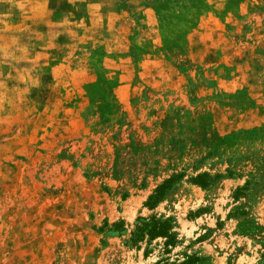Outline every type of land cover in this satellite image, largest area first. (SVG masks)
Listing matches in <instances>:
<instances>
[{"label":"rangeland","instance_id":"374dc122","mask_svg":"<svg viewBox=\"0 0 264 264\" xmlns=\"http://www.w3.org/2000/svg\"><path fill=\"white\" fill-rule=\"evenodd\" d=\"M187 258L264 264V0H0V264Z\"/></svg>","mask_w":264,"mask_h":264},{"label":"trees","instance_id":"16d2710c","mask_svg":"<svg viewBox=\"0 0 264 264\" xmlns=\"http://www.w3.org/2000/svg\"><path fill=\"white\" fill-rule=\"evenodd\" d=\"M198 177V176H197ZM168 188V180H165L163 183L157 186L155 190V195L149 196L148 200L145 202V205H148L149 208H153L155 200H158L162 196V191ZM171 219L170 218H156L155 216L150 217H139L135 224L134 230L131 232V240L133 242L142 241L145 238L148 240H153L157 237L165 238V245H173L174 243V234L171 231ZM190 258L177 263V264H189ZM154 264H176L174 262H166L164 260H159Z\"/></svg>","mask_w":264,"mask_h":264}]
</instances>
